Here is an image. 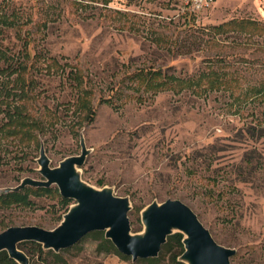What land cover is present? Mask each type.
<instances>
[{
	"label": "rangeland",
	"instance_id": "374dc122",
	"mask_svg": "<svg viewBox=\"0 0 264 264\" xmlns=\"http://www.w3.org/2000/svg\"><path fill=\"white\" fill-rule=\"evenodd\" d=\"M80 134L82 181L129 200L133 234L147 205L179 200L235 249L231 264H264V0L195 12L184 0H0V189L43 180L40 143L57 167L80 154ZM47 190L1 200L0 233L57 227L74 203ZM101 240L63 256L183 264L174 243L134 263L99 253ZM18 248L42 264L31 243Z\"/></svg>",
	"mask_w": 264,
	"mask_h": 264
},
{
	"label": "water",
	"instance_id": "95a60500",
	"mask_svg": "<svg viewBox=\"0 0 264 264\" xmlns=\"http://www.w3.org/2000/svg\"><path fill=\"white\" fill-rule=\"evenodd\" d=\"M79 155L66 157L57 167H51L43 144L40 143L39 168L43 180L24 178L14 188L0 189V197L18 193L24 188L45 189L55 186L60 197L72 201L61 223L51 230L37 226L9 227L0 233V253L5 252L16 264H30L29 257L19 249L21 243H36L44 251L59 254L74 248L92 232L104 234V239L134 263L137 260L157 259L168 237L182 236L183 251L178 260L183 264H231L235 249L218 245L204 228L196 214L179 200L152 202L140 211L142 232L132 233L127 198L115 197L113 190L97 189L84 183L80 168L89 155L83 134H80Z\"/></svg>",
	"mask_w": 264,
	"mask_h": 264
},
{
	"label": "trees",
	"instance_id": "16d2710c",
	"mask_svg": "<svg viewBox=\"0 0 264 264\" xmlns=\"http://www.w3.org/2000/svg\"><path fill=\"white\" fill-rule=\"evenodd\" d=\"M215 29H220V28L216 27ZM157 74L158 73H156L155 75H157ZM74 79H78V83H76V86L78 87V84L81 82L79 81L80 79L77 78L76 73L74 74ZM158 85H160V83ZM82 103L86 104L84 102H82ZM91 115H92V111L90 110L88 117H91ZM35 190L49 192V190H45V189H35ZM19 194H20V192L10 193V194L4 195L3 197H0V201L4 200V198H7V197H17ZM181 238H182V236L178 233H176V235L168 237L165 245H163V247H162V250L163 249L168 250L169 246L172 243H174V244H176V246H178L180 248V251L182 252L183 245L181 243ZM101 241H102L100 244L101 246L98 248L99 253H103V254L116 253L114 246L111 245V243L108 240L105 239V240H101ZM31 246L35 248L34 251L32 253H30L31 256H33V257L37 256L39 258L38 260L41 261L42 264H70V262L63 256V253L66 251H63L59 254H55L52 251H44L42 249V247H40V245H38L36 243H34V244L31 243ZM0 264H16V263L8 258L7 253L1 252L0 253Z\"/></svg>",
	"mask_w": 264,
	"mask_h": 264
},
{
	"label": "built area",
	"instance_id": "2783aa9c",
	"mask_svg": "<svg viewBox=\"0 0 264 264\" xmlns=\"http://www.w3.org/2000/svg\"><path fill=\"white\" fill-rule=\"evenodd\" d=\"M185 7L195 12L208 6L209 0H184Z\"/></svg>",
	"mask_w": 264,
	"mask_h": 264
}]
</instances>
